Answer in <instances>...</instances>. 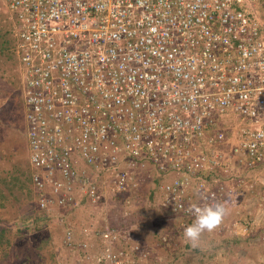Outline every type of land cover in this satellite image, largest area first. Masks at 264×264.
Instances as JSON below:
<instances>
[{
  "label": "built area",
  "instance_id": "obj_1",
  "mask_svg": "<svg viewBox=\"0 0 264 264\" xmlns=\"http://www.w3.org/2000/svg\"><path fill=\"white\" fill-rule=\"evenodd\" d=\"M3 1L34 202L44 215L68 214L60 218L75 264L149 262L135 224L108 215L119 198L132 211L149 181L172 226L159 241L175 248L192 205L224 203L233 191L234 160L239 183L263 189L231 232L264 235V0ZM87 205L107 215L77 236L69 214Z\"/></svg>",
  "mask_w": 264,
  "mask_h": 264
},
{
  "label": "rangeland",
  "instance_id": "obj_2",
  "mask_svg": "<svg viewBox=\"0 0 264 264\" xmlns=\"http://www.w3.org/2000/svg\"><path fill=\"white\" fill-rule=\"evenodd\" d=\"M12 24L11 12L0 0V264H75L77 251L64 241L66 227L60 218L68 214L52 211L46 217H38L43 213L35 205L29 183L32 168L28 120L21 67L12 49ZM237 126V118L226 123L234 133L231 143L235 142ZM224 149L231 151V145L227 144ZM243 170L235 160L232 162L234 189L224 200L230 212L220 230L202 234L199 247L193 248L190 244L184 247L185 238L180 230L179 244L175 248L160 243L161 233L172 231V226L169 217L164 218L153 204V197L149 195L150 181L132 198V211H127L125 200L119 198L111 206L109 218L119 224H135L136 237L151 251L149 262L139 264H264L263 234L244 236L231 232L233 224L244 220L248 214L245 203L249 199L251 209L257 211L259 195L256 193L263 189L258 182L244 188L238 179L245 173ZM250 188L256 192L251 193ZM108 199L111 201L110 197ZM69 215L77 236H81L79 228L100 224L107 214L98 206L87 205Z\"/></svg>",
  "mask_w": 264,
  "mask_h": 264
},
{
  "label": "clouds",
  "instance_id": "obj_3",
  "mask_svg": "<svg viewBox=\"0 0 264 264\" xmlns=\"http://www.w3.org/2000/svg\"><path fill=\"white\" fill-rule=\"evenodd\" d=\"M191 211L194 220L183 230L185 242L191 247H199L201 236L204 232H212L229 214L230 208L223 202L213 201L203 206L192 205Z\"/></svg>",
  "mask_w": 264,
  "mask_h": 264
},
{
  "label": "trees",
  "instance_id": "obj_4",
  "mask_svg": "<svg viewBox=\"0 0 264 264\" xmlns=\"http://www.w3.org/2000/svg\"><path fill=\"white\" fill-rule=\"evenodd\" d=\"M46 216H48V215H46ZM44 214H42V215H40V216H38V217H46Z\"/></svg>",
  "mask_w": 264,
  "mask_h": 264
}]
</instances>
